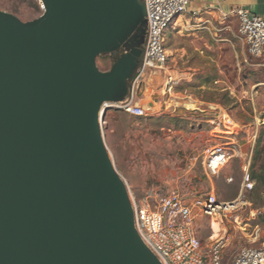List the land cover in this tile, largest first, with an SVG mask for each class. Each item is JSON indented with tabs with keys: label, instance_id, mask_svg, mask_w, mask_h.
Instances as JSON below:
<instances>
[{
	"label": "water",
	"instance_id": "obj_1",
	"mask_svg": "<svg viewBox=\"0 0 264 264\" xmlns=\"http://www.w3.org/2000/svg\"><path fill=\"white\" fill-rule=\"evenodd\" d=\"M38 1L31 21L0 11V264H160L98 123L103 103L128 95L144 4Z\"/></svg>",
	"mask_w": 264,
	"mask_h": 264
},
{
	"label": "rangeland",
	"instance_id": "obj_2",
	"mask_svg": "<svg viewBox=\"0 0 264 264\" xmlns=\"http://www.w3.org/2000/svg\"><path fill=\"white\" fill-rule=\"evenodd\" d=\"M0 11L23 22L42 14L38 0H0ZM226 26L227 42L212 49L198 40H172L177 49L165 70H153L140 80L136 105L148 108L145 117L111 111L101 123L110 159L136 204L152 207L167 192L178 193L188 204L208 194L222 203L239 202L238 210L222 214L220 235L227 240L222 264L264 239V186L254 190L252 179L264 178V61L246 53L236 18ZM96 64L108 71L112 60L98 57ZM218 145L228 148L230 157L210 177L206 151ZM245 173L253 184L250 190L242 186ZM192 231L207 253L215 238L210 218L197 215Z\"/></svg>",
	"mask_w": 264,
	"mask_h": 264
},
{
	"label": "built area",
	"instance_id": "obj_3",
	"mask_svg": "<svg viewBox=\"0 0 264 264\" xmlns=\"http://www.w3.org/2000/svg\"><path fill=\"white\" fill-rule=\"evenodd\" d=\"M142 2L145 7L146 34L136 75L123 102L101 105L98 121L100 127L105 109L106 112L113 109L121 110L135 117L146 116L148 108L143 109L136 105L140 80L147 73H152L153 69H156L157 73L165 70L166 31L189 6V0H142ZM40 8L43 11L41 4ZM233 15L238 22L237 35L242 40L246 53L254 59L264 61V13L252 14L244 8H237ZM168 78L167 85L172 83L170 76ZM222 120H227L226 115L222 116ZM229 157L230 150L224 146L218 145L208 149L204 164L207 176H216L228 162ZM242 186L247 190L253 186L248 173L243 175ZM130 203L134 228L142 243L160 264H222V253L227 243L226 238L220 235L222 214L229 215L238 210L239 202L222 203L212 194H208L188 204L178 193L167 192L158 197L152 207L147 203L138 205L133 199ZM199 214L210 218L212 235L215 233L214 226L217 227V236L212 239L207 253H203L201 243L192 231V222ZM237 220V216L233 217L234 223H237ZM229 264H264V239L258 247L241 249Z\"/></svg>",
	"mask_w": 264,
	"mask_h": 264
},
{
	"label": "crops",
	"instance_id": "obj_4",
	"mask_svg": "<svg viewBox=\"0 0 264 264\" xmlns=\"http://www.w3.org/2000/svg\"><path fill=\"white\" fill-rule=\"evenodd\" d=\"M237 8L261 15L264 13V0H189L186 12L166 31L164 46L167 59L177 49L172 43L177 36L191 44L198 40L206 49L226 43V23L235 19L233 11Z\"/></svg>",
	"mask_w": 264,
	"mask_h": 264
},
{
	"label": "trees",
	"instance_id": "obj_5",
	"mask_svg": "<svg viewBox=\"0 0 264 264\" xmlns=\"http://www.w3.org/2000/svg\"><path fill=\"white\" fill-rule=\"evenodd\" d=\"M140 48L142 49V48H143V45H141ZM124 52H125V49L123 48V50H121V52H115V53H112V54H103V55H101V56H99V57H105V56H108V57L111 58L112 63H113V62L117 59V57H119V56H120L121 54H123ZM141 56H142V54H141ZM141 56H140V59H141ZM140 59H139V60H140ZM138 63H139V62H138ZM135 75H136V70L134 71V73H133L131 79L128 81V88H130L131 83H132V81H133ZM111 111H121V110H115V109H113V110H108V111L105 113V116L107 115L108 112H111ZM133 117H135V116H133ZM139 118H141V117H139ZM252 179H254V180L256 181V186H255L254 190L257 191V190H259V188H261V186H264V178H263V177H261V176H252Z\"/></svg>",
	"mask_w": 264,
	"mask_h": 264
},
{
	"label": "bare ground",
	"instance_id": "obj_6",
	"mask_svg": "<svg viewBox=\"0 0 264 264\" xmlns=\"http://www.w3.org/2000/svg\"><path fill=\"white\" fill-rule=\"evenodd\" d=\"M153 70H156V69H153ZM214 230H215V233H214L213 237H216L217 236V227L216 226H214Z\"/></svg>",
	"mask_w": 264,
	"mask_h": 264
},
{
	"label": "flooded vegetation",
	"instance_id": "obj_7",
	"mask_svg": "<svg viewBox=\"0 0 264 264\" xmlns=\"http://www.w3.org/2000/svg\"><path fill=\"white\" fill-rule=\"evenodd\" d=\"M143 49V48H142ZM121 50H123V48H121L120 50H119V52H121Z\"/></svg>",
	"mask_w": 264,
	"mask_h": 264
}]
</instances>
